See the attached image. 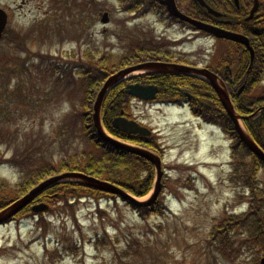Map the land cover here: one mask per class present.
<instances>
[{
    "label": "rangeland",
    "instance_id": "obj_1",
    "mask_svg": "<svg viewBox=\"0 0 264 264\" xmlns=\"http://www.w3.org/2000/svg\"><path fill=\"white\" fill-rule=\"evenodd\" d=\"M0 7L8 13L0 43V176L11 182L21 173V169L3 163L11 156L34 168L51 160L56 163L79 157L81 152L99 151L75 114L83 97L78 79L46 68L48 56L62 62L72 51L81 54L84 48L124 55L132 47L143 48L152 36L181 40V45L172 48L195 60L207 59L215 47L213 39L193 34L180 24L164 25L153 14L136 18L123 13L117 0H0ZM104 12L109 15L105 26L100 22ZM13 33L25 39L21 49L7 39ZM228 49L223 45L221 51ZM260 85L264 88V82ZM133 113L160 131L165 148L161 155L167 172L160 180L158 215L140 216L118 199H79L68 206L59 203L38 222L36 217H25L0 225V264L244 261V256L225 260L206 240L225 209L238 213L247 206L237 201V190L227 181L228 142L215 128L183 109L140 104ZM139 161L138 169L145 173L130 182L142 187L139 184L147 175L152 187L156 170ZM255 177L258 190L264 192V169H258ZM191 178L195 179L193 185ZM95 235L105 239L104 246L95 245ZM72 242L77 243V253L63 249ZM56 244L61 247L60 260L48 256L47 248Z\"/></svg>",
    "mask_w": 264,
    "mask_h": 264
},
{
    "label": "trees",
    "instance_id": "obj_2",
    "mask_svg": "<svg viewBox=\"0 0 264 264\" xmlns=\"http://www.w3.org/2000/svg\"><path fill=\"white\" fill-rule=\"evenodd\" d=\"M230 53L232 54V52ZM85 56L87 57V63L83 67L81 74L84 80L83 92L87 102H83V105L78 109V116L81 118L84 129L87 131L92 128L90 108L95 93L98 91L106 75L115 70L113 69L115 64H119L118 68L123 67L135 62L136 58L115 61L113 56H103L100 54L99 57L95 59V54H92L88 50L86 51ZM234 56L235 53L231 57ZM224 58L225 54L221 57V60H224ZM247 61L248 57L244 56V60H241L240 68L236 71V75L231 82L230 87L231 95L234 97L235 107L240 114H248L255 109L248 111L249 107L240 100L241 96L237 95V90L245 79L247 81L245 82L244 92L250 93L256 78L257 69L255 68L251 69L244 75ZM119 88L120 87H117L110 92L102 109L101 119L104 126L109 130L111 129L112 117L118 114V111L123 108V105L126 102V99ZM197 89L200 90L201 86ZM215 112H219V108H216ZM222 119L223 129L234 139L231 155L233 160L232 174L230 177L231 182L243 191H247L250 199H248V207L244 213L230 216L225 215V217H223L224 219L219 221V223L211 229L208 243L211 247L217 248L230 260H234L240 256L249 255L252 256V258L246 264H259V257L264 254V193L258 191V183L255 176L256 171L260 168H264V165L258 160L251 158L249 151L238 142L230 120L223 114ZM244 124L249 133L264 149V139H259L256 134L257 127L260 134H264V115L260 117V123L257 127L249 119H246ZM123 155L125 157L133 156L129 153H124ZM124 156L117 157V152L113 148L108 147L102 148L100 153L83 152L79 157L81 161L80 163L77 161L76 163L74 161H60L57 166H54L50 163L51 161H48L34 168L26 167L22 161H17L14 157V159L8 160L7 163L13 167L20 168L22 176L14 184H10L0 177V209L5 207L10 199L20 197L43 178L69 169L82 171L111 182H118L120 179L115 177V163L118 161V158L120 159L119 162L121 167L129 172H133L134 169L138 167L136 161L131 159L125 160ZM247 157L251 158L252 161H245ZM24 169L26 170L24 171ZM133 177H136V175H133L131 178ZM142 182V187L129 188L137 195H144L149 189L150 182L147 179H143ZM122 185L127 187L126 184ZM85 196L98 199L99 197L107 195L79 184L66 182L48 189L39 196L38 200H48L52 205L57 204L59 200L64 204H68L69 200L71 201ZM160 205L161 203L158 200L150 207L139 208L138 212L142 216L150 213L158 214ZM21 215L31 214L28 209H25L21 212Z\"/></svg>",
    "mask_w": 264,
    "mask_h": 264
},
{
    "label": "water",
    "instance_id": "obj_3",
    "mask_svg": "<svg viewBox=\"0 0 264 264\" xmlns=\"http://www.w3.org/2000/svg\"><path fill=\"white\" fill-rule=\"evenodd\" d=\"M196 1H199L201 4H203L201 0H196ZM166 4L168 5L170 14H172L175 17L180 18L181 20L188 21V22L192 23V25H194L195 28L204 30L208 33L215 35L216 37L226 38V39H230V40L237 41V42L243 43L245 45H248L247 40L241 35L226 32V31L220 30L218 28H215V27H212V26H209V25H206V24H203V23L189 19L188 17L184 16L183 14L179 13L176 10L172 0L166 1ZM5 21H6V14L2 9H0V35H1L2 29L5 25ZM102 21L103 22L107 21V18L105 15H104V18ZM137 69H146V70H155V71H164V72H178V73H194V74L206 76L207 81L214 88V90L217 93L224 109L226 110V112L230 116L231 120L233 121L235 130L239 134V137L242 140V142L247 146V148L254 155H256L260 160H262L264 162V152L262 150H260L257 147V145L251 140V138L248 135H246V133L243 130H241V128L239 127L238 122H237L238 116L235 114V110L233 108V105L231 104L229 97L227 96L225 90L223 89V86H220L218 84L217 77L205 69L190 68V67L166 64V63L138 64L136 66H132V67H128L126 69H123V70L117 72L116 74L110 76L106 80L103 87L99 91L97 98H96V101H95L94 106H93V111H94L93 112V122H94V126L96 128L97 134L99 135L101 140L115 146L116 148L126 150V151H130L132 153H136V154L150 160L151 162L155 163L157 166L158 172H159L158 173V181H159V178L161 176V172H160V162H159L158 157H156L155 155H153L152 153H150L148 151L133 148V147L124 145L122 143H119V142L113 140L112 138H110L109 136H107L104 133V131L101 127V123H100V117H99L100 107H101L102 101H103L106 93L113 86H115L120 81H122L123 77L125 75H127L128 73H130L134 70H137ZM127 88H128V90H127L128 93L136 95L137 97L142 98V99H151V98H153V95L155 93L154 87H141L138 85H134V86L130 85V86H127ZM114 126L117 128H120L123 131H127V132L138 131L141 134H143L144 132L148 133V131H146L143 128L138 127V125H136L134 122L126 121L124 118H116L114 120ZM64 178L76 179L77 181H80L81 183L88 185L90 187H93V188H96L99 190H103V191H107V192L112 193V194H117L122 199H125V200H127L133 204L138 205V206L151 204L156 199L157 194H158L159 189H160V184L158 182L156 185L155 191H154L153 195L151 196L150 200L146 201V202H138L133 197H131L130 195L125 193L122 189H120L119 187H117L113 184H110L108 182L100 181L98 179L83 175L81 173H64V174H61L59 176L51 177V178L41 182L38 186L33 188L29 193L24 195L22 198L13 202L11 205H9L7 208H5L3 211L0 212V221H5L8 218H10L12 215H14L19 210H21L25 205H27L29 202H31V200L34 197H36L39 193H41L43 190H45L46 188L50 187L51 185L59 182L61 179H64ZM32 209L37 212V211H41V210L45 209V206L44 205H35L32 207ZM261 261H262V264H264V258Z\"/></svg>",
    "mask_w": 264,
    "mask_h": 264
},
{
    "label": "flooded vegetation",
    "instance_id": "obj_4",
    "mask_svg": "<svg viewBox=\"0 0 264 264\" xmlns=\"http://www.w3.org/2000/svg\"><path fill=\"white\" fill-rule=\"evenodd\" d=\"M217 2H219L218 0H215ZM215 1H212L213 3L216 4ZM243 1V0H241ZM176 4H177V7L182 10V11H187V10H199L197 7H195L190 1L188 0H175ZM243 3V2H242ZM157 4L159 5V7H162L163 8V5H161L159 3V1H157ZM156 4V6H157ZM244 4V3H243ZM249 5V4H248ZM258 8H257V12H256V16H255V19L258 18L259 22H260V19H264V0H258ZM154 8H157L155 6H153ZM218 7V6H217ZM260 9H261V12H260ZM260 45H263V41L261 39V43ZM149 83H152V82H149ZM155 84V83H154ZM127 138H131V139H134L136 140L137 143H139L140 145H143V144H149V145H152L153 144V141L152 139H144V138H140V137H134V136H126Z\"/></svg>",
    "mask_w": 264,
    "mask_h": 264
}]
</instances>
